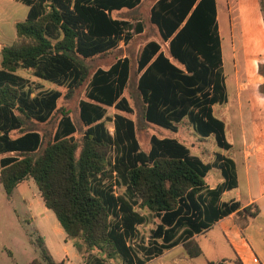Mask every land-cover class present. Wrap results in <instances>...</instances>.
Returning <instances> with one entry per match:
<instances>
[{
	"label": "trees",
	"instance_id": "trees-1",
	"mask_svg": "<svg viewBox=\"0 0 264 264\" xmlns=\"http://www.w3.org/2000/svg\"><path fill=\"white\" fill-rule=\"evenodd\" d=\"M17 1L29 11L16 24L15 43L1 50L0 63V182L7 195L33 179L67 239L91 255L89 264L116 259L145 264L180 244L191 257L199 256L200 248L189 239L240 206L220 204L223 192L237 186L234 161L217 154L210 165L176 138L155 135L150 150L143 151L135 121L124 114L132 112L124 96L130 59H117L92 76L85 62L143 32L142 22L113 17L142 0ZM150 22L168 47L164 52L159 41L151 40L139 53L144 121L176 133L188 120L200 136L213 135L219 148L230 149L225 124L213 111L227 101L216 0H157ZM87 80L86 98L79 102L83 130L77 135L70 110L58 106L63 93L38 89L55 84L67 88L69 98ZM109 107L116 110L113 132L106 120ZM56 113L61 118L47 142L40 132L25 128L26 122L45 123ZM213 167L221 169L225 181L210 189L205 178ZM115 186L124 193L117 195ZM136 206L159 220L148 260L136 257L129 245L145 221ZM252 208L244 212L255 216L258 210ZM41 249L48 264H62Z\"/></svg>",
	"mask_w": 264,
	"mask_h": 264
},
{
	"label": "rangeland",
	"instance_id": "rangeland-1",
	"mask_svg": "<svg viewBox=\"0 0 264 264\" xmlns=\"http://www.w3.org/2000/svg\"><path fill=\"white\" fill-rule=\"evenodd\" d=\"M218 1L223 68L228 93L232 95L241 83H247L249 90L243 93L241 101L236 106L233 105L228 109H225L224 103L215 106L214 114L226 125V139L236 149L241 145L243 134L247 136L248 140L254 141L256 147L259 148L262 143L259 133H261L262 122L264 123V118L260 113L264 103L261 97V94L264 96V77L260 75L264 73V0ZM154 3L155 0H142V3L133 10L114 12L113 17L128 20L134 25L142 22L145 32L135 35L128 44L121 43L117 49L108 54L87 59L85 62L89 66L92 76L98 68L108 69L118 58L127 57L130 59L131 76L124 96L130 103L132 112L124 114L135 121L137 138L143 151L150 150V141L154 135L160 138L172 137L186 145L192 155L201 158L207 164L214 165L217 161L216 155L220 154L219 151L222 149L217 146L213 135L208 138L200 136L194 131L188 120L178 124V131L174 133L147 123L143 119L144 105L137 89L139 53L148 40L159 41L164 52H167L168 47V43L162 41L158 29L150 22V11ZM28 11L29 8L17 0H0V63L1 50L5 46L15 43L16 24L26 19ZM25 76L33 79L31 74H25ZM88 83L89 80L69 98L65 96L67 88L55 84L44 83L38 89V91L58 89L63 93L58 106L70 110L71 117L78 129L77 135H80L83 130L79 116V102L86 98ZM232 99L235 100L234 96ZM115 113L114 108H107L106 120L111 132L114 130L112 119ZM60 118L61 114L56 113L51 120L45 123L26 122L25 128L40 132L47 142L53 137ZM237 154L238 152H235V155ZM248 165L257 167V158H251ZM255 170L256 168H253L251 173L254 174ZM218 176L220 177V173L213 169L207 174L206 180L211 184ZM241 187L246 192L243 175H241ZM114 190L117 195H121L125 191L121 186H115ZM135 209L144 215L145 221L138 225L136 235L129 241V245L134 249L136 257L148 260L147 251L157 242L153 238V232L159 220L148 210L140 209L138 206ZM57 228L61 229V232ZM40 237L43 243L39 241ZM210 238L211 236L207 233L201 240V246L206 251L205 256L192 258L187 247L180 245L154 257L147 264H210L209 257H207L212 254L211 249L209 250L207 246L213 242ZM41 247H44L56 262L62 264H67V252L73 254L72 263L74 264H89L92 259L91 255L84 254V251H78L74 246L79 255L76 257L71 243L66 240L64 229L55 214L46 208L33 179L21 183L14 189L10 197L0 182V264H30L32 262L48 264L42 255ZM227 251L221 246L218 255L226 257L229 253ZM111 263L121 264V260H112ZM236 263L233 262V264ZM217 264H232V261L221 260Z\"/></svg>",
	"mask_w": 264,
	"mask_h": 264
},
{
	"label": "crops",
	"instance_id": "crops-1",
	"mask_svg": "<svg viewBox=\"0 0 264 264\" xmlns=\"http://www.w3.org/2000/svg\"><path fill=\"white\" fill-rule=\"evenodd\" d=\"M156 1L157 0H155V2ZM218 4L219 1L216 0L217 12L219 13ZM123 10H129V9H122L121 11ZM116 12H120V11H116ZM218 25H219V15H218ZM144 32L145 31L143 30L142 33ZM140 34H133L132 38H134L135 35H140ZM149 41L151 40H148L147 42ZM147 42H145V44ZM121 43H125V42L122 41ZM124 58L127 57H122L118 59H124ZM223 67H224V63H223ZM260 75L264 77L263 74ZM248 90H249V85L247 83L239 84L237 86V89L232 95L228 93V88H227V101L224 103L225 109H228L233 105L236 106V104H238V102L241 101V98L243 97V93L247 92ZM232 96H234L235 100L232 99ZM261 97L263 98V102H264L263 94H261ZM249 103L250 102L248 101V104ZM217 105H214L213 107L214 113H215V106ZM261 107H262L260 111L261 117L264 118V103L262 104ZM261 126L262 129L259 135L262 140V143L259 148L256 147L254 141L248 140L247 136L243 134L241 145L237 149L233 146V144L227 141L231 145L230 149L228 150L222 149V151H225L227 153L219 151L220 154L234 161L236 179H237V186L235 188L223 192V194L221 195L220 204L222 203L231 204L232 202H238L240 206L237 210H235L231 214L217 220L206 231L200 234H195L189 239L195 242V244H197V246L201 250V254L197 257L205 256L206 251L201 246V240L202 238H205L207 233H209V236H211L210 239L213 241L212 244H207L208 249L209 250L211 249L212 251V254L207 256L209 257L210 264H217L221 260L232 261V264L234 261L237 262L236 264H264V123L263 122ZM225 129H226V125H225ZM235 152H238V154L235 155ZM251 158H257V167H250L248 165L249 160ZM253 168L254 169L256 168L254 174L251 173ZM213 169H216V171L220 173V177L218 176L217 179L213 181L211 184L210 181H207L205 178L206 185L210 189L216 188L218 185L222 184L225 181L221 169H219L218 167H213L209 171ZM241 175H243L245 178L246 192H244L241 187ZM249 206L253 207L251 211L258 210L255 216H250L248 213L244 212V209ZM57 229L59 232H61V229L59 228ZM66 240H68L67 236H66ZM68 242L71 243L72 248L75 251L74 254H76V257H78L79 255L75 250L73 243L71 242V240H68ZM180 245H184V244H180ZM221 246L225 248V251L228 250L227 251L229 252L227 254L228 256L225 257L224 255H220V254L218 255V253L221 250ZM165 252L166 251H164L163 253ZM197 257H192V258H197ZM66 258H67V264L70 262L71 264H74L72 263L73 254L67 252Z\"/></svg>",
	"mask_w": 264,
	"mask_h": 264
}]
</instances>
